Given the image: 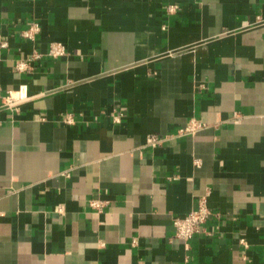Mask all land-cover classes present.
Here are the masks:
<instances>
[{
	"label": "crops",
	"instance_id": "crops-1",
	"mask_svg": "<svg viewBox=\"0 0 264 264\" xmlns=\"http://www.w3.org/2000/svg\"><path fill=\"white\" fill-rule=\"evenodd\" d=\"M21 85L0 109V264H264V0H0V86ZM201 197L186 248L172 219Z\"/></svg>",
	"mask_w": 264,
	"mask_h": 264
},
{
	"label": "built area",
	"instance_id": "built-area-1",
	"mask_svg": "<svg viewBox=\"0 0 264 264\" xmlns=\"http://www.w3.org/2000/svg\"><path fill=\"white\" fill-rule=\"evenodd\" d=\"M177 10L176 5H169L167 11L173 13ZM39 28L37 24H33L30 28L22 33V36L29 40H34L36 33ZM5 45V44H3ZM47 56L51 58H61L66 55V49L61 43H52L50 44ZM36 58H39L40 55H35ZM17 71L27 70L25 62H19L16 64ZM28 98L27 86L21 85L16 90H6L3 94V89L0 86V109L8 110L9 112H18L19 105L26 101ZM120 115H115L113 120L115 122L119 121ZM64 122L71 123V116H65ZM206 125L200 123L197 120L191 119L187 124L178 130L177 136H186L195 134L197 131L205 128ZM163 139L157 135H150L147 138V145L155 147L159 145ZM90 206L97 210L101 211L104 207V203L98 201L90 202ZM212 216L211 210L208 208L206 197H201L198 200L197 206L189 214L183 218H173L172 225L174 229L173 239L182 241L186 248H188V242L197 234L202 231V226L205 222Z\"/></svg>",
	"mask_w": 264,
	"mask_h": 264
}]
</instances>
